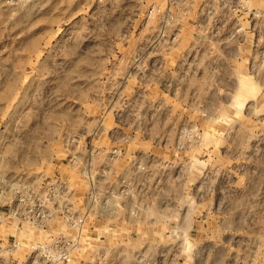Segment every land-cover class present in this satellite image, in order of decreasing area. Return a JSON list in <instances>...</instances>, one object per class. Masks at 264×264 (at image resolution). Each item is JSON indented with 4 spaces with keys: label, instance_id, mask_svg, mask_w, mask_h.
<instances>
[{
    "label": "rangeland",
    "instance_id": "1",
    "mask_svg": "<svg viewBox=\"0 0 264 264\" xmlns=\"http://www.w3.org/2000/svg\"><path fill=\"white\" fill-rule=\"evenodd\" d=\"M264 264V0H0V264Z\"/></svg>",
    "mask_w": 264,
    "mask_h": 264
},
{
    "label": "built area",
    "instance_id": "2",
    "mask_svg": "<svg viewBox=\"0 0 264 264\" xmlns=\"http://www.w3.org/2000/svg\"><path fill=\"white\" fill-rule=\"evenodd\" d=\"M75 240L65 239L61 242V244H55L51 248L54 249L55 255L57 256L53 259L52 262L49 264H70L71 263V248L74 246ZM80 264H100L97 263L95 260H87L83 261Z\"/></svg>",
    "mask_w": 264,
    "mask_h": 264
}]
</instances>
